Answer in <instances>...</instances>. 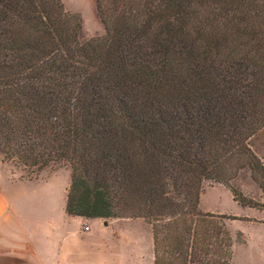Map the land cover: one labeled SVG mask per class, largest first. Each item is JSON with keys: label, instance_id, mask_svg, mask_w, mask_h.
<instances>
[{"label": "trees", "instance_id": "trees-1", "mask_svg": "<svg viewBox=\"0 0 264 264\" xmlns=\"http://www.w3.org/2000/svg\"><path fill=\"white\" fill-rule=\"evenodd\" d=\"M95 1L85 40L63 0H0L3 161L68 164L67 213L144 218L152 264H233L231 217L201 195L264 208L231 185L249 169L264 193V0Z\"/></svg>", "mask_w": 264, "mask_h": 264}, {"label": "rangeland", "instance_id": "rangeland-1", "mask_svg": "<svg viewBox=\"0 0 264 264\" xmlns=\"http://www.w3.org/2000/svg\"><path fill=\"white\" fill-rule=\"evenodd\" d=\"M63 2L68 11L81 16L85 40L105 34V26L98 15L95 0H63ZM252 147L264 161V135L254 139ZM3 158L4 156L0 154V160ZM8 163L19 178L39 177L43 171L52 173L59 169H68L70 174L72 173L70 166L65 163H54L40 173L12 161ZM231 185L239 188L248 197L264 202V193L249 169L242 171ZM203 186L201 209L231 217L226 221L234 238L233 264H264V208L241 206L233 199L229 187L223 183L206 180ZM59 191L60 188L55 194H58L57 198L61 200ZM95 219L97 222L93 228L87 231L84 224L80 230L87 236L84 238L86 242L90 243V235L97 234L103 238V242H91L93 248L89 254L92 264H152L154 260L152 228L144 218ZM85 251L88 254V250Z\"/></svg>", "mask_w": 264, "mask_h": 264}, {"label": "crops", "instance_id": "crops-1", "mask_svg": "<svg viewBox=\"0 0 264 264\" xmlns=\"http://www.w3.org/2000/svg\"><path fill=\"white\" fill-rule=\"evenodd\" d=\"M46 172L19 178L0 160V264H92L91 242L103 238L90 235L86 242L80 230L85 223L93 228L97 219L67 213L68 169Z\"/></svg>", "mask_w": 264, "mask_h": 264}, {"label": "built area", "instance_id": "built-area-1", "mask_svg": "<svg viewBox=\"0 0 264 264\" xmlns=\"http://www.w3.org/2000/svg\"><path fill=\"white\" fill-rule=\"evenodd\" d=\"M84 228H85V230H87V231L90 230V226H89V224L85 223Z\"/></svg>", "mask_w": 264, "mask_h": 264}]
</instances>
